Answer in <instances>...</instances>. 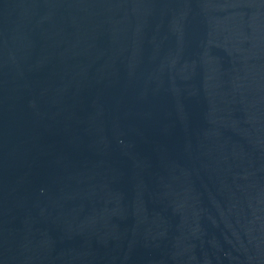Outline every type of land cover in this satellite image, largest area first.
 I'll return each instance as SVG.
<instances>
[{"label":"water","instance_id":"water-1","mask_svg":"<svg viewBox=\"0 0 264 264\" xmlns=\"http://www.w3.org/2000/svg\"><path fill=\"white\" fill-rule=\"evenodd\" d=\"M0 264H264V0H0Z\"/></svg>","mask_w":264,"mask_h":264}]
</instances>
